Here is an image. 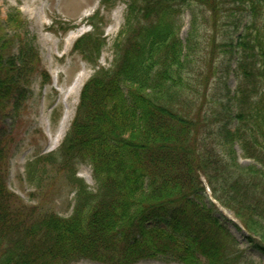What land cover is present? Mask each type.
<instances>
[{"label":"trees","instance_id":"1","mask_svg":"<svg viewBox=\"0 0 264 264\" xmlns=\"http://www.w3.org/2000/svg\"><path fill=\"white\" fill-rule=\"evenodd\" d=\"M118 1L101 0L100 7L111 9ZM234 1L250 6V21L238 38L239 82L228 98L235 124L219 129L217 150L203 147L208 120L201 112L217 70L216 49L229 46L213 40L208 70L197 68L202 24L193 17L186 45L179 33L186 7L210 13L215 30L227 1L128 0L109 68L98 65L106 46L105 21L99 10L86 19L91 31L71 52L93 74L82 86L58 149L25 166L27 181L38 189L48 168L60 169L74 188L72 214L43 212L10 192L6 150L0 146V264H137L160 258L257 264L244 256L201 196L202 177L214 201L232 212L249 243L264 255V0ZM21 16L13 8L4 24L0 18V111L17 90L12 47L16 38L27 42ZM73 28L59 27L63 33ZM23 56L21 48L18 58ZM33 59L38 70V57ZM203 72L208 75L201 90ZM40 76L48 84L46 71ZM235 144L253 165L237 163ZM78 164L90 166L94 190L76 177Z\"/></svg>","mask_w":264,"mask_h":264},{"label":"rangeland","instance_id":"2","mask_svg":"<svg viewBox=\"0 0 264 264\" xmlns=\"http://www.w3.org/2000/svg\"><path fill=\"white\" fill-rule=\"evenodd\" d=\"M216 28L209 17L197 6L185 8L182 16V28L179 36L186 45L193 17L201 23L198 53L195 60L197 68L203 66L208 70L209 51L213 40L220 47L216 49V74L212 77L210 89L206 95L201 115L208 120L207 137L203 136V147L217 150L218 131L227 126L233 129L235 109L229 104L237 88V43L242 29L248 25L250 6L237 5L234 0H226ZM100 0H0V18L4 24L11 9L16 8L24 21L26 43L16 38L12 47L15 60L17 90L0 111V146H4L7 164L6 185L10 192L17 195L26 205L38 207L43 212L50 211L62 218L72 214L74 207V188L71 187L60 169L50 170L38 186L27 181L25 166L38 157L46 156L57 150L65 137L76 113L79 103L78 92L91 77L93 71L77 53H72L74 41L85 34L88 28L85 20L97 9L105 21L102 29L106 37V46L102 49L98 65L111 67L113 60L112 44L121 28L126 14L128 0H119L111 9L99 7ZM57 23H71L77 29L62 33ZM244 31V30H243ZM221 45V46H222ZM23 48L24 56L18 53ZM38 57V70L34 68V56ZM199 56V57H198ZM21 60V61H20ZM190 62V61H189ZM194 67V64H193ZM197 68L188 70L194 73ZM40 71H46L50 81L43 83ZM199 70H197L198 73ZM208 75V74H207ZM206 73L198 78L199 88L207 79ZM206 78V79H205ZM197 77L192 76V83ZM67 119V121L65 120ZM63 136L60 139V135ZM237 163L247 167L254 163L242 158L237 144L233 146ZM76 177L82 179L90 190L95 189L91 168L87 164L75 166ZM203 203L207 208L214 206L213 215L237 241L244 256L257 264H264V255L248 241V234L229 209L222 207L212 198V192L206 191V181L202 178ZM206 188V189H205ZM164 224H160L163 227ZM71 264H101L90 260H80ZM137 264H180L165 258L143 260Z\"/></svg>","mask_w":264,"mask_h":264},{"label":"bare ground","instance_id":"3","mask_svg":"<svg viewBox=\"0 0 264 264\" xmlns=\"http://www.w3.org/2000/svg\"><path fill=\"white\" fill-rule=\"evenodd\" d=\"M79 95V92H78V94H77V96ZM65 120L67 121V119L65 118ZM63 136V134L62 135H60V139H61V137Z\"/></svg>","mask_w":264,"mask_h":264}]
</instances>
